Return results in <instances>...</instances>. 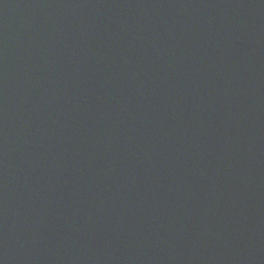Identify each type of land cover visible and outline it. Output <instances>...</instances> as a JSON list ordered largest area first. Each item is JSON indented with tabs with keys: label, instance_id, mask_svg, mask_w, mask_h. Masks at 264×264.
Wrapping results in <instances>:
<instances>
[{
	"label": "water",
	"instance_id": "1",
	"mask_svg": "<svg viewBox=\"0 0 264 264\" xmlns=\"http://www.w3.org/2000/svg\"><path fill=\"white\" fill-rule=\"evenodd\" d=\"M0 264H264V0H0Z\"/></svg>",
	"mask_w": 264,
	"mask_h": 264
}]
</instances>
